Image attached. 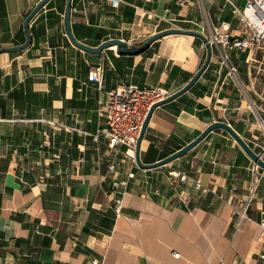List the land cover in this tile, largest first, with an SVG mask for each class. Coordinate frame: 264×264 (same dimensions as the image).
Listing matches in <instances>:
<instances>
[{"label": "crops", "instance_id": "0c3cea01", "mask_svg": "<svg viewBox=\"0 0 264 264\" xmlns=\"http://www.w3.org/2000/svg\"><path fill=\"white\" fill-rule=\"evenodd\" d=\"M39 1L0 0V47L25 41V17ZM72 3V31L93 47L116 37L139 46L162 29L199 25L209 37L222 22L231 35L245 31L228 0ZM66 6V0H51L32 18L30 45L0 53V264L264 263V176L248 209L251 219L239 226L233 208L247 198L255 164L227 131H211L190 152L147 170L133 166L123 148L111 150L104 135L85 134L105 126L98 101L120 81L178 92L206 61L203 40L176 33L141 54H119L118 47L93 54L69 40ZM228 53L239 81L221 66L213 44L211 62L193 87L154 111L143 162L175 153L216 121L229 123L262 153L264 128L251 103L263 104L264 76L249 64L247 51ZM102 63L100 92L88 74ZM113 161L116 173L108 168ZM130 171L135 177L117 217L111 187ZM180 171L189 180L176 187L173 175ZM196 179L210 191L196 187Z\"/></svg>", "mask_w": 264, "mask_h": 264}, {"label": "built area", "instance_id": "2783aa9c", "mask_svg": "<svg viewBox=\"0 0 264 264\" xmlns=\"http://www.w3.org/2000/svg\"><path fill=\"white\" fill-rule=\"evenodd\" d=\"M113 5L118 4L119 0H108ZM231 4V11L234 17H237L244 25L245 31L240 35H231L228 32V27L225 26V22L221 23V31L209 36L211 44H217L220 50L221 66L225 65L228 68L227 74L239 81L237 66L233 59H231L228 51L234 49H241L248 52L249 64L257 68V72L264 76V0H246L244 6H239L234 0H228ZM184 4V2H182ZM251 9V12L248 10ZM208 21V25H209ZM205 34V26L199 25V29ZM104 64H99L93 67L88 74V78L96 83L97 89L102 92L104 88ZM107 97L105 100L100 99L98 101V108H100L101 114L104 115L105 126L100 132L90 134L96 140H99L100 135H104L108 140V145L114 152H119L123 148V153L128 157L133 166H138L136 162V145L139 139V134L143 125V121L148 115V112L152 105L162 102L164 99L172 95L166 87L160 86H140L135 83H127L120 81L117 85L106 91ZM259 115L261 124L264 128V97L263 104L251 103ZM260 112H263L261 114ZM45 120V119H43ZM41 120V121H43ZM47 123L56 127L63 126L65 124L60 122L56 123L51 120H46ZM77 129V127H73ZM263 151L260 153L263 157ZM264 159V158H263ZM79 161L83 163L85 157H80ZM108 168L111 173H116V163L113 161L109 163ZM173 184L179 187L182 183H187L189 176L186 172L180 171L173 175ZM264 169L258 164H255L252 168L251 182L248 186L247 198L242 200L238 205L234 206L233 210L238 218V225L242 226L245 220H250L251 217L248 214V209L257 197V193L260 189L263 181ZM135 177V172L130 171L127 179H121L120 181L113 182L111 187V198L113 200V208L117 217L122 214L124 207V195L129 188V179ZM195 186L202 189L203 192H209L210 188L205 185L200 179L195 180ZM260 224L264 228V219H261ZM175 256L178 253H174ZM264 259V254L261 255ZM258 264H264L258 262Z\"/></svg>", "mask_w": 264, "mask_h": 264}, {"label": "water", "instance_id": "95a60500", "mask_svg": "<svg viewBox=\"0 0 264 264\" xmlns=\"http://www.w3.org/2000/svg\"><path fill=\"white\" fill-rule=\"evenodd\" d=\"M51 0H40L39 3L27 14L25 17V22H24V33L26 35V40L22 44L18 45H11L10 47H0V53H11V52H20L26 49L32 41V34L30 33V23L32 21V18H34L42 8H44ZM73 0H66L67 6L66 10L64 13V27H65V32L67 33L69 40L75 45L77 48L82 49L83 51H87L89 53L93 54H101L105 49H109L111 47H118V53L123 54V55H131V54H141L146 51L150 47V45L161 39V37H164L169 34H185V35H194L196 37H199L200 39L203 40L204 44L207 47V54H206V61L203 64V66L194 74V77L192 80H190L185 86L180 88L178 92L173 93L166 99H164L162 102L156 103L151 106L148 115L144 119V123L142 125L140 134H139V139L136 145V162L138 166L141 169H150V168H157L160 166H164L165 164H168L175 159L180 158V156L190 152L200 142H202L205 138L209 136V133L211 131H214L216 129H222L225 130L231 135L234 140L238 143L239 146H241L242 149L245 150L247 155L250 157V159L253 161L254 164H258L262 169H264V159L260 153H257L254 151L248 142L245 140V138L241 135L238 134L235 129L227 122H222V121H216L211 124L207 128H205L196 138H194L193 141L190 143L186 144L185 146L179 148L175 153L166 156L163 159H160L155 162H150V163H144L142 161L141 157V145L142 141L145 139V134L147 132V129L149 127V121L154 113V111L158 108L163 106V104H166L168 102H171L178 98V96L186 93L189 91L193 85L199 80V78L202 76V74L205 72L207 67L209 66L211 62V58L213 55V44H211L209 37L202 33L199 30L196 29H186L182 27H176V28H166L162 29L160 32H157L150 37L146 39L145 42H143L141 45L136 46V45H129L128 42L122 38H114V39H107L101 42L98 46H90L88 44L81 43L77 40L75 37V34L72 31V8H73Z\"/></svg>", "mask_w": 264, "mask_h": 264}, {"label": "trees", "instance_id": "16d2710c", "mask_svg": "<svg viewBox=\"0 0 264 264\" xmlns=\"http://www.w3.org/2000/svg\"><path fill=\"white\" fill-rule=\"evenodd\" d=\"M25 40H26V39H25ZM24 42H25V41H24ZM24 42H23V43H24ZM146 139H148V140L150 139V140H151V144L153 143V138H152L151 136H148V135H147V136H146ZM151 144H150V146H149V149H150V147H151ZM149 149H148V151H147L148 154H149ZM165 157H166V156H165ZM165 157H164V158H165ZM161 159H163V158H161ZM146 160H147V161H146ZM156 161H157V160H156ZM150 162H155V161H150ZM150 162H149V158H147V159L144 158V163H150Z\"/></svg>", "mask_w": 264, "mask_h": 264}, {"label": "clouds", "instance_id": "9594fccd", "mask_svg": "<svg viewBox=\"0 0 264 264\" xmlns=\"http://www.w3.org/2000/svg\"><path fill=\"white\" fill-rule=\"evenodd\" d=\"M248 11L251 12V9H249Z\"/></svg>", "mask_w": 264, "mask_h": 264}]
</instances>
